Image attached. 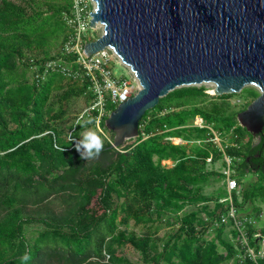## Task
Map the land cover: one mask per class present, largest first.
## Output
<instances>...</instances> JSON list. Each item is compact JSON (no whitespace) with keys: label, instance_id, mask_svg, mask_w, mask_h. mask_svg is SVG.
Masks as SVG:
<instances>
[{"label":"trees","instance_id":"16d2710c","mask_svg":"<svg viewBox=\"0 0 264 264\" xmlns=\"http://www.w3.org/2000/svg\"><path fill=\"white\" fill-rule=\"evenodd\" d=\"M72 6L73 0H0V264H236L239 248L230 238L236 231L220 224L228 210L221 202L227 190L204 193L211 179L225 177L220 169H209L207 159L222 167L225 156L232 160L241 187L234 203L245 217L259 218L264 131L254 136L237 119L259 91L245 88L237 96L245 102L233 110L230 99L235 95L212 96L204 87L177 88L145 113L139 137L123 148L111 147L114 135L105 118L102 128L112 138L95 129L103 151L96 159L83 160L69 139H79L82 129L74 123L67 133L59 123L73 97L88 95L91 106L90 80L45 73L46 64L59 59L79 69L78 55L62 51L72 31L65 20ZM56 48L60 52L52 54ZM35 52L43 57L29 55ZM185 113L192 121L201 116L224 139L230 136L223 150L207 129L190 127ZM97 114L87 111L79 121L90 120L89 127L94 126ZM174 138L201 147L174 144ZM96 193L99 213L88 221L82 211L92 205ZM54 204L58 210L51 208ZM189 206L197 208L186 211ZM248 209L250 214H245ZM165 216L167 226L178 228L160 239ZM131 221L144 232L122 229ZM212 231L215 238L210 239ZM255 233L264 236V225H252L249 234ZM257 244L251 240L253 247ZM124 249L139 259L122 255Z\"/></svg>","mask_w":264,"mask_h":264},{"label":"water","instance_id":"95a60500","mask_svg":"<svg viewBox=\"0 0 264 264\" xmlns=\"http://www.w3.org/2000/svg\"><path fill=\"white\" fill-rule=\"evenodd\" d=\"M91 28L103 26L85 56L112 48L134 73L139 91L105 121L112 148L139 137L140 121L177 88L212 83L215 96L255 87L260 95L237 116L264 131V0H93Z\"/></svg>","mask_w":264,"mask_h":264},{"label":"built area","instance_id":"2783aa9c","mask_svg":"<svg viewBox=\"0 0 264 264\" xmlns=\"http://www.w3.org/2000/svg\"><path fill=\"white\" fill-rule=\"evenodd\" d=\"M91 2H93V0H91ZM85 6L86 5H84L81 0H73L71 14L66 15L65 18L67 26H69L72 31H70L69 37L62 49L64 54L78 55L76 63L79 65V69H73L71 66L67 65V63L61 64V59H59L49 61L46 64L45 73L49 71H58L65 76L75 79L86 77L90 80L91 90L94 93V100L87 111L96 110L98 112L94 119V126L97 131L107 137L102 128V122L109 116L106 94H109L110 102L118 106L131 97L132 92L129 87L130 82L126 79H117L111 69V63L115 60L126 66L112 48H106L89 57L85 56L84 46L87 41L85 38L92 19L91 13L88 14V7ZM87 14L88 16H86ZM130 72L139 90L140 84L138 79L131 70ZM206 92L208 91L206 90ZM190 127L207 129L208 135H210V133L213 135L210 137L211 141L223 150V146L221 144L218 145L219 142L216 141L220 139L221 135L213 126L206 124L201 116H196ZM181 142L183 141L181 140ZM224 161L226 162V166L223 167L221 173L225 177L227 197L221 200V202L226 203L228 210L222 215L220 224H230L236 231V236H230L231 240L237 243L239 248V252L235 256L236 264H264V236L260 233H255L251 237L249 234V228L255 225L256 221L253 218L245 217L239 213L234 203V194L240 196L241 187L235 178L232 160L225 156ZM207 162L212 163V157L208 158ZM217 224H219V222ZM252 239H257L258 244L256 247L251 245Z\"/></svg>","mask_w":264,"mask_h":264},{"label":"rangeland","instance_id":"374dc122","mask_svg":"<svg viewBox=\"0 0 264 264\" xmlns=\"http://www.w3.org/2000/svg\"><path fill=\"white\" fill-rule=\"evenodd\" d=\"M62 3H66V0H60ZM81 2L86 5L88 7V14L92 13L93 9H94V3L91 2V0H81ZM85 6V7H86ZM88 14L86 16H88ZM103 33V28H99L97 29V26L95 28H91V26L89 27L87 34H86V43L90 42V41H95L97 40L99 37H101ZM60 52L59 48L53 49L52 50V54H56ZM32 58H39V57H43V53L42 52H35V53H30L29 54ZM111 69L113 70L115 77L117 79H126L128 82H130L129 87L130 90L132 92V96L135 95L139 90H138V86L135 84V79L133 78L129 68L127 66L122 65L121 62L115 60L111 63ZM193 87H204L208 92L209 95L214 96V89L215 86L214 84L211 83H204L202 85H197V86H193ZM252 87V86H249ZM248 88V87H246ZM61 92H58V94H60ZM55 94V93H54ZM231 95H235V97H232L230 99L232 105H233V110H239L240 109V105H242L245 101L243 100L242 97H237L240 94H231ZM106 99H108L107 101V111L110 113L112 112V110H110V105H112V103L109 100V94H106ZM238 104V105H237ZM237 105V106H235ZM90 105L88 103V95H84L82 97H73L68 104H66V111L67 114L65 116V118L59 123V125L64 129L65 132L69 133L70 132V127L72 125H74V123H76L85 113L86 111L89 109ZM117 107V106H116ZM115 107V108H116ZM185 122L190 123L192 122V117L190 114L185 113L183 115ZM91 128H93L94 130L96 129L93 125L90 126ZM106 133V132H105ZM106 136L109 138H112L111 133L107 132ZM230 138V136H228L226 139H224L223 137H220V139L216 140L217 142H219L218 145H222L224 147V141L225 143L228 141V139ZM248 140V136H245L244 141L246 142ZM174 144H186L188 145L189 148L197 150L201 147V145H199L198 143H186V142H180V141H176L175 139H172ZM134 141L129 142L128 144L133 143ZM255 142H258V139H255ZM164 164L172 166V162L171 161H165ZM220 169V171L223 169L221 162H217L216 164H211L209 165V169ZM251 176V175H249ZM254 180L256 179V176H251ZM225 184V180L222 181H216V179H211L210 184H208L207 186H205L204 188V193L206 195H211L214 194L216 191H218L219 189H224L226 188V184ZM98 196V193L94 194L93 197V203L92 205L83 210L82 213L83 215H85L86 219L89 221L90 219H92L94 216H96L98 212V204L96 201V197ZM214 207V203H210V208ZM262 207V214L259 218H255L256 224L258 226H263L264 225V204H261ZM51 208H53L54 210H58V205L54 204L51 206ZM197 207L195 206H189L186 208V211H191L196 209ZM36 208H34L35 210ZM250 214V210L248 209L247 212H245V214ZM167 219L168 217L165 216L163 218V222L161 225V228L158 232V237L160 239H165L167 238L168 234L171 233L172 231L176 230L178 228V226L174 225L172 227L167 226ZM171 221L174 222V219L171 218ZM37 229V227L31 228V230ZM122 229H127L129 232H136L137 234H142L144 232V228L142 226H135L134 222L131 221L127 226L122 227ZM209 238L213 239L215 238V232H211L209 234ZM122 255L129 257L131 260L133 261H137L139 259V256L137 253L131 252L127 249H124L120 252ZM229 264H235V263H229Z\"/></svg>","mask_w":264,"mask_h":264},{"label":"clouds","instance_id":"9594fccd","mask_svg":"<svg viewBox=\"0 0 264 264\" xmlns=\"http://www.w3.org/2000/svg\"><path fill=\"white\" fill-rule=\"evenodd\" d=\"M91 123L90 120H86L83 123L78 120L76 126L82 129L80 138L74 139L71 136L69 137L71 143L74 142L75 149L80 154V158L86 161L98 158L104 148L101 136L93 128L89 127ZM25 259H30V257L26 256Z\"/></svg>","mask_w":264,"mask_h":264},{"label":"bare ground","instance_id":"6f19581e","mask_svg":"<svg viewBox=\"0 0 264 264\" xmlns=\"http://www.w3.org/2000/svg\"><path fill=\"white\" fill-rule=\"evenodd\" d=\"M99 28H103V26L101 24H97V29H99ZM175 140L181 142V139L176 138Z\"/></svg>","mask_w":264,"mask_h":264},{"label":"flooded vegetation","instance_id":"af4514ba","mask_svg":"<svg viewBox=\"0 0 264 264\" xmlns=\"http://www.w3.org/2000/svg\"><path fill=\"white\" fill-rule=\"evenodd\" d=\"M258 141H259V138H258Z\"/></svg>","mask_w":264,"mask_h":264}]
</instances>
